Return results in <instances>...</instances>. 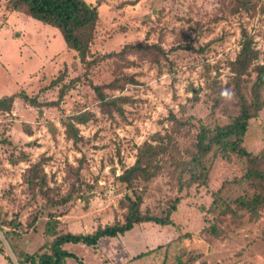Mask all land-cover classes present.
Here are the masks:
<instances>
[{
  "label": "rangeland",
  "instance_id": "1",
  "mask_svg": "<svg viewBox=\"0 0 264 264\" xmlns=\"http://www.w3.org/2000/svg\"><path fill=\"white\" fill-rule=\"evenodd\" d=\"M8 1L0 0V98L25 93L49 103L68 86L58 106H34L19 96L11 111H0V214L6 221L0 224L5 250L0 264H10L7 256L18 264L6 231H18V250L33 253L53 239L45 233L52 217L58 234L93 232L124 222L126 195L135 193L143 195L142 210L158 216L181 195L175 225L145 223L101 240L96 249L67 247L87 264H162L166 256L173 264L169 259L181 253L187 264H264V206L255 219L233 202L261 189L233 181L245 174L246 158L229 148L218 156L211 152L202 159L209 170L206 182H192L191 175L201 171L196 164L183 174L188 183L181 194L178 190L182 163L190 164L197 151L200 124L215 127L236 118L239 92L249 103L253 99L255 67L264 62V0H86L100 13L91 47L98 61L89 68L57 28L12 10ZM243 30L259 58L237 76L232 62ZM140 44L156 46L121 53ZM60 75L64 78L52 85ZM81 113L92 115L78 124L83 138L76 144L64 120ZM146 141L168 145L159 155L161 170L128 187L118 177ZM243 145L253 154L264 148V107L249 120ZM35 164L46 174V185L32 190L28 175ZM217 190L229 209L213 204ZM69 193L72 199L61 203ZM12 219L22 225L13 227ZM159 244L166 246L130 262ZM68 264L78 263L68 259Z\"/></svg>",
  "mask_w": 264,
  "mask_h": 264
},
{
  "label": "trees",
  "instance_id": "2",
  "mask_svg": "<svg viewBox=\"0 0 264 264\" xmlns=\"http://www.w3.org/2000/svg\"><path fill=\"white\" fill-rule=\"evenodd\" d=\"M9 6L12 10H24L32 18L39 20L47 25L57 28L66 44V46L77 52L80 61L89 68L98 61V57H94L91 51L92 41L95 35L96 26L100 19V13L97 5H93L86 0H9ZM156 45H138V46H125L123 53L127 48H142V47H155ZM113 53L104 55L105 57L111 56ZM119 54V53H118ZM259 58V51L253 46V38L243 30L242 48L235 61L232 62V70L237 76H241L247 72L252 63ZM257 72V79L253 86V99L249 103L246 98L239 92L240 95V113L229 123L217 124L215 127L200 124V130L197 135V151L192 160L188 163H182V168L178 176L179 193L186 187L188 181L184 180L183 174L193 171L194 166L199 164L201 171L197 174H192V182H199L203 184L206 182L209 170L205 168L203 163L204 156L209 155L211 152L218 156L223 149L229 148L231 153L244 157L248 161V168L241 177L233 179L234 182L242 184L249 182L261 188L260 191L252 197L237 196L233 202L240 204L242 207L247 208L250 214L255 219H258L260 210L264 206V148L257 154L248 151L243 145L244 138L248 130L249 120L256 116L258 112L264 107V101L261 100V89L264 86V62L257 64L255 67ZM64 78L60 75L52 81V85L58 83ZM68 85H63L59 90V97L57 100L50 101L49 103H42L37 97H29L25 93H16L6 95L0 98V111H11L17 97L23 98L25 101L34 106L60 105L63 97L66 94ZM96 91L105 101L101 87L95 86ZM113 104L115 100L111 101ZM219 102V99H216ZM108 103V102H107ZM90 113H81L77 115L67 116L64 120V126L67 136L79 143L82 141L83 135L81 134L78 124L86 123L91 119ZM168 145H156L153 142H145L139 147L137 159L135 163L124 170L119 175V181L126 183L128 187L132 186L135 179H142L143 181H150L158 175L161 170V162L159 155L166 153ZM187 164H189L187 166ZM28 185L33 190L37 187L43 188L46 185V174L40 170L38 164L32 166L28 175ZM219 190L213 191V204L217 207L229 209V201L220 195ZM72 199V194L69 193L61 203H66ZM182 197L177 196L169 208L166 209L165 214L162 216L153 215L142 210L143 195L135 193L134 196L126 195V215L124 222H116L105 226H99L95 231L88 233H75L64 232L57 233L56 224H53L54 217L47 221L45 233L53 236L52 240H48L40 246L33 253L25 250H18L16 239L20 236L18 231L12 229L6 231L5 236L9 241L11 248L16 254L18 264H68V259H74L78 264H87L85 260L71 251L67 246L69 245H86L92 248H98L101 240L114 239L125 236L137 226L145 223H155L158 225H175L173 214L179 208ZM229 204V205H228ZM5 219L0 214V224H5ZM56 222V221H55ZM10 224L18 228L22 225L17 219H12ZM212 232L216 233V226L211 225ZM187 234L181 235L186 236ZM177 241V239H175ZM169 245V244H168ZM166 244H159L156 247L149 248L146 251L138 253L130 259V262L136 259L156 254L162 250ZM0 252L4 253V245L0 240ZM185 253L175 255L169 261L173 264H187L183 260ZM165 257L162 264H167ZM10 264H15L10 256H7Z\"/></svg>",
  "mask_w": 264,
  "mask_h": 264
}]
</instances>
